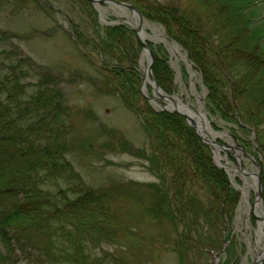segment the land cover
<instances>
[{
  "label": "trees",
  "instance_id": "obj_1",
  "mask_svg": "<svg viewBox=\"0 0 264 264\" xmlns=\"http://www.w3.org/2000/svg\"><path fill=\"white\" fill-rule=\"evenodd\" d=\"M117 1L135 6L182 47L208 92L211 116L219 114L243 131H253L264 157L262 0H194L205 10L211 7L212 33L195 19L198 16L190 17L175 6L157 0ZM93 31L91 39L77 31L74 39L108 65L119 85L120 100L140 119L150 140V154L140 153L149 164L146 168L153 174L159 165L164 172L158 175L159 184L147 186L153 191L145 204L148 215L179 224L187 221L190 240H196L192 232L201 221L215 228L226 224L235 215L239 194L186 120L155 112L141 95L138 59L142 49L135 32L127 25L97 24ZM155 51L154 77L170 93L173 72L168 53L161 46ZM4 54L8 61H0V242L4 249L0 264H16V253L25 255L31 264H128L123 255L105 252L103 246L125 247L124 235L132 231H128L119 199L128 197L134 185L96 189L83 181L68 160L73 127L60 81L18 50L3 49L0 56ZM108 145L113 149V144ZM189 183H198L212 199L211 205L194 196L184 199ZM262 183L264 192V178ZM176 213L182 219L174 220ZM194 243L200 254L223 249L219 241ZM100 248L103 256H97ZM179 254L183 264L184 252L179 250Z\"/></svg>",
  "mask_w": 264,
  "mask_h": 264
},
{
  "label": "rangeland",
  "instance_id": "obj_2",
  "mask_svg": "<svg viewBox=\"0 0 264 264\" xmlns=\"http://www.w3.org/2000/svg\"><path fill=\"white\" fill-rule=\"evenodd\" d=\"M157 2L175 6L190 17L198 16L195 19H200L199 22L204 24L207 32H213L215 23L210 17L211 7L205 10L194 0H157ZM260 6L264 16V0L261 1ZM125 15L127 16L126 13ZM124 20L123 14L114 12L103 4L99 11H96L85 0H0V53L3 49L8 52L18 50L43 69L51 71L60 81V89L71 110L69 122L73 127L70 138L73 151L68 156V160L88 186L99 189L109 188L118 183L134 185L128 197L122 196L119 199L128 231L132 233L124 235L125 247L103 246L105 252L123 255L128 264H181L179 250H182L185 257L183 264H212L213 255L211 257L196 252L194 242L199 239V241H219V244L223 242L224 246L227 245L228 259L226 262L225 259L222 262L219 260L218 264H253L259 253L264 251V223L257 221L253 215L256 200L253 191L255 182L250 177L245 178L239 172H230L231 183L236 184L240 189H245L246 193L233 187L239 194L235 215L228 219L226 224L219 223L216 228L201 221L192 232L196 234V240L186 237L189 231L187 221L179 224L161 218L157 214H153L152 217L148 215L145 204L151 201L150 192L153 191L147 186L159 184L158 175L164 172L159 170V165L155 167L153 174L146 168L149 164L140 153L150 154L152 151L150 140L140 119L122 103L121 94L116 91L119 85L113 80L114 76L110 73L108 65L92 53L90 48L79 45L74 39L76 31L84 38L91 39L94 25L108 27L106 23ZM148 25L147 35L157 38L155 41L150 40L153 51L156 53V47L161 46L168 53L169 66L173 72L170 93L183 94L190 108L199 112L200 103L189 94V85L192 81L190 82L191 73L184 50L183 53L174 55L164 40V37H168L164 28L153 22H148ZM2 35H6L5 40H1ZM171 44L177 43L171 40ZM141 55L142 50L138 59L142 77L146 61L140 63ZM7 56L1 55L0 61L7 59ZM186 70L187 77L183 75L187 73ZM196 74V91L206 102L205 113L211 128L217 133L227 134L217 138L216 141L223 145L236 142L243 150L241 166L247 171L257 172L258 168L254 163L259 167L262 185L259 203L264 217L262 183L264 157L259 155L253 146H256V135L253 131L248 133L243 131L234 121H225L219 114L211 116L207 108L208 92L203 90L201 77ZM147 90L152 96V89L148 85ZM108 144H113V149L109 148ZM128 148L133 149L132 153ZM220 156L222 165L231 168L226 161L235 163L229 155L226 159L223 152H220ZM189 184L191 187L189 186L185 191L184 199L190 200L194 196L192 198L211 205L212 199L200 189L198 183L197 186ZM176 219H182L181 215L176 213L174 220ZM225 226L227 230L222 233ZM217 228L220 231H217ZM103 250L101 248L97 250V256H103L105 253ZM0 253L4 254L1 242ZM25 258V255L16 253V264H31Z\"/></svg>",
  "mask_w": 264,
  "mask_h": 264
},
{
  "label": "water",
  "instance_id": "obj_3",
  "mask_svg": "<svg viewBox=\"0 0 264 264\" xmlns=\"http://www.w3.org/2000/svg\"><path fill=\"white\" fill-rule=\"evenodd\" d=\"M91 5H93L98 11H99V5L105 4L108 7L115 10L117 13H121L125 15L126 12L130 13V16L125 20V23L130 25L135 33L137 40L139 44L141 45L143 52L141 55L140 63L142 64L144 61H146V67L144 68V73L142 75V85H141V93L142 95L151 103L153 107L158 106L161 111L168 112L172 114H177L182 117H184L188 123V125L195 131L197 136L200 138V140L207 146H209L213 153V159L214 163L217 166H220L223 170L229 174L230 171H240L242 175L246 177H256L257 178V189L255 190V204L253 208V215L254 218L257 221H260L264 223V217L257 215L255 212V205L257 202L261 199L262 194V186L259 179L258 173H249L243 168H241L240 162H241V153L243 150L240 147H237L236 145H230V144H219L216 139L221 138L223 136H226V133H217L213 131L211 128L210 122L208 121L205 113V101L203 98H199L198 100L203 103L202 110L199 112L194 111L190 108L189 103L184 100L181 96L177 94H166L159 84L156 82L155 77L153 75V65L155 63V54L153 51L149 48L148 42L150 40L155 41L157 38H151L146 33L147 23L143 17V15L140 13V11L135 8L134 6L115 1V0H86ZM112 24H119V23H112ZM167 41H169L166 38ZM147 85L150 86L152 89V96L148 95ZM191 95L195 93V89L192 88L190 91ZM160 101L164 104L162 105ZM213 134V136L211 135ZM236 144V142H235ZM219 152L225 153V158L227 159V155L231 156L235 160V165H233L231 162H228L229 165H231L233 168L229 169L221 164H219V160H221V157L219 156ZM216 158L218 160H216ZM218 163V164H217ZM256 167L257 164H255ZM264 260V251L259 253L258 257L254 261L253 264H262Z\"/></svg>",
  "mask_w": 264,
  "mask_h": 264
},
{
  "label": "bare ground",
  "instance_id": "obj_4",
  "mask_svg": "<svg viewBox=\"0 0 264 264\" xmlns=\"http://www.w3.org/2000/svg\"><path fill=\"white\" fill-rule=\"evenodd\" d=\"M170 48L169 49L172 51V53L174 55H176L177 53L180 52V50L177 49V48H175V47H170ZM189 69H190V73H191V76H192V88L195 89V93L193 94L194 95L193 97L197 100V99L201 98V96H199L197 94V91H196V82H195V79L197 77V74L192 70V68L189 67ZM201 110H202V107L200 106V111ZM211 135L213 136V134H211ZM251 186H252V188H254L253 185H251ZM244 191L246 193V190L245 189H244ZM261 210H262L261 204L259 202H257L256 205H255V212H256V214L262 216L263 215V212ZM260 231L262 232V225L260 226Z\"/></svg>",
  "mask_w": 264,
  "mask_h": 264
}]
</instances>
